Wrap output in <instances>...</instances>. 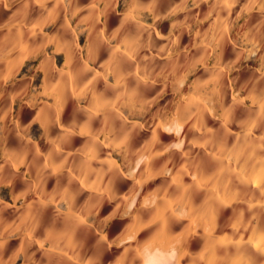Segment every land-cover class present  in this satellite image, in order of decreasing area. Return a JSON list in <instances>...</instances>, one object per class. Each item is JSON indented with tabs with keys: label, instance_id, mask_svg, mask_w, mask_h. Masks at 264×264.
Instances as JSON below:
<instances>
[{
	"label": "clouds",
	"instance_id": "9594fccd",
	"mask_svg": "<svg viewBox=\"0 0 264 264\" xmlns=\"http://www.w3.org/2000/svg\"><path fill=\"white\" fill-rule=\"evenodd\" d=\"M0 264H264V0H0Z\"/></svg>",
	"mask_w": 264,
	"mask_h": 264
}]
</instances>
